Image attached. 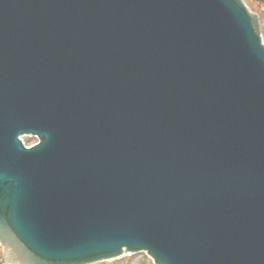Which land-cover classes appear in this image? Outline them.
<instances>
[{"label": "water", "instance_id": "obj_1", "mask_svg": "<svg viewBox=\"0 0 264 264\" xmlns=\"http://www.w3.org/2000/svg\"><path fill=\"white\" fill-rule=\"evenodd\" d=\"M255 14L241 0H0L8 264L123 250L264 264Z\"/></svg>", "mask_w": 264, "mask_h": 264}, {"label": "rangeland", "instance_id": "obj_2", "mask_svg": "<svg viewBox=\"0 0 264 264\" xmlns=\"http://www.w3.org/2000/svg\"><path fill=\"white\" fill-rule=\"evenodd\" d=\"M248 6L257 14L262 29V37L264 41V2L262 0H245ZM22 141L29 145L36 141L35 136L22 135ZM0 264H5V258L2 247L0 245ZM93 264H153L152 260L144 252H136L116 257L110 260H104Z\"/></svg>", "mask_w": 264, "mask_h": 264}, {"label": "trees", "instance_id": "obj_3", "mask_svg": "<svg viewBox=\"0 0 264 264\" xmlns=\"http://www.w3.org/2000/svg\"><path fill=\"white\" fill-rule=\"evenodd\" d=\"M264 2V0H262Z\"/></svg>", "mask_w": 264, "mask_h": 264}]
</instances>
